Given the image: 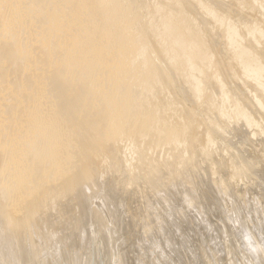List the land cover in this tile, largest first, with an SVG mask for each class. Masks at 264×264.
Returning <instances> with one entry per match:
<instances>
[{"label": "rangeland", "instance_id": "obj_1", "mask_svg": "<svg viewBox=\"0 0 264 264\" xmlns=\"http://www.w3.org/2000/svg\"><path fill=\"white\" fill-rule=\"evenodd\" d=\"M154 1H156V3L158 2L157 4L160 3L159 5H162V3L164 1V3L166 5L172 6V7H176V8L180 7L181 4L183 5V3L186 6V3H188L187 0H184V2H183V0H158V1L154 0ZM154 1L150 0L149 4L152 2L151 3V5H152L154 3ZM202 1L204 2V0H202ZM225 1L227 2V0H224L223 2H222V0H220V2H219V0H209V1L205 0V3L208 2V5L206 4L207 6L214 7V9L209 7V9H211V10L213 9L212 11L215 10V11H217V13L220 12L222 15L224 14V16L227 17L226 20L227 19L232 20V18H235L232 21H228V25H226V29L227 30H228L227 26L230 27L231 29H236V30L238 28V31H241V32H239L240 36L242 35V37H243L246 33H247L246 36H248L249 30L252 29L251 26L253 24L259 23V24H256V25L259 26L260 24H262V26L260 28H261V30H262V32L264 34V31H263L264 30V24H263L264 23V19H263L264 15H262L263 13L260 14V15L258 13L260 11L264 12V9L261 8V6L262 7L264 6V0H258V3L260 2V4H258L257 0H256V2H255L256 5H255V3H253L254 2L253 0L252 1L250 0L252 2V6L249 7V9L247 7V5H249V6L251 5V2L249 0H247V1H249L250 4L246 0H243L244 2L242 0H240V1L234 0L236 3L233 0H231V1L229 0L227 3ZM261 1H262V3H261ZM216 2H218L219 5ZM237 2H241V3L243 2L244 6H242L243 4H241V3L237 4ZM139 3H141L140 0H135L136 6H138ZM222 3L225 4V5H223ZM245 3L247 4L246 6H245ZM194 4H195V2H194ZM227 4H229V8H228ZM192 6L195 7L197 5H192ZM224 6H226V7H224ZM257 6H260V8L262 10H260V9L258 10L259 7H257ZM219 7H221V8H219ZM233 7H235V8H233ZM195 8H194V10L187 8L186 15H187V17H189V19H192L194 17L191 20V21H193L192 24L195 23L193 25L194 28L197 29L198 32H201L202 35L201 34L200 35L202 37L205 36V38H204L205 42L208 40L206 46L211 44L210 45L211 47L208 46L209 48H207L205 46V50L204 51L209 50L207 53H210V54L212 53L211 55L212 56L214 55L215 58L211 56V60L209 62L206 61V62L200 64L201 66H199L198 69H200L202 67L201 68V73H200V70H197L198 73L196 72V75L194 77V82L196 83V81L198 82L199 80H200L199 82H202V83H200L201 85L199 84L200 87H198V89L200 88L199 89L200 91L197 90L199 93H197L196 91H192V90H194L193 88L195 86V85H193L194 84L193 81L192 82L189 81V83H188V81H186V83H185L184 82L185 79H183L181 77V74H178V72H180V71H181L180 73L183 72L181 70V68H183V67H181L180 69H179L180 66L178 68L176 67V69H178V71L176 69H175V71H177V72L173 71L174 73L177 74L176 75L177 78H176V77L173 76L175 74L174 73L172 74V70L174 68L172 69V67H170L168 64H164V67H163L162 64H160L159 67L160 68L162 67L163 71L162 72L159 71V72H161V73H159L158 72L159 69H158L157 70L158 73L156 72V76L158 77V81H159L157 84L160 83L159 84L160 86L158 85V88H157V85H156V87H155V91L157 90L156 94L158 95V99H157V95H156V99L157 100L160 99V100H159V103H158V101H156V102L154 101V103L155 104L157 103L156 106L158 105L159 108H158V106H157V108L160 109L161 106L165 107V105L163 106V104H165L167 99H168L167 104L169 105L168 106V111L169 112L167 113L165 111V113H164L166 117L169 115L168 116L169 118L167 117L168 120H167V118L165 116H163L164 114L161 115V117L163 116L162 119L164 120V124H166V126H167V124L169 122V125H171L174 128L180 127V124H182L183 127L190 128V129L187 128L188 129L187 130L188 133H187V131H185L187 133V135L183 134V136L185 137V139H184L185 142L189 140L188 142H186L187 144L185 142L182 144L181 141L183 140V138H181L182 140H180V142L178 141L179 144L177 143L178 145L177 146L174 145V146L175 147H179L180 148L179 151H181V150L185 151L186 148H184L183 145L185 146V144H186L187 147H191V146L194 147L195 146L196 150L193 147H191L192 150L194 149L193 151L191 150V148H187L189 150L188 151L186 150V154H185V152L183 153L185 155L184 156L179 151H177L178 148H174L173 145H171L172 147H170V145H168V146L166 145L168 147V149L169 148H171L172 150L176 149L177 152L174 151V153H176L175 155H177L179 153L177 155L178 157L182 155L181 157L183 158V156H184L183 159H185V160H181L180 161L179 159H176L177 156H175V158H174V153L172 155L173 158L171 157V155L168 156L170 154L169 152H171V150H168L169 152L167 153L166 152L167 149L164 150L166 148V146H165L166 143L164 142V146H163V144H162L163 140H162V142H160L161 140L160 139L157 140L156 137L154 136L155 143L157 144V146L159 144L158 148L161 147L160 149H162V146L164 147V149H162V150L159 149L161 151V153L160 152H156L157 146H156L155 143L152 142L153 137L150 138L151 136L149 137L147 135V133L140 134V135H143V136H140V135L136 134V135L132 136L133 139L130 138L131 140L135 141V138H136V140H138L140 137L143 138L145 135H147L150 138V140H149V138H145L144 137L145 139L148 140V141L145 140L146 144H145V141L143 140L144 138L143 139L140 138L141 140H143L142 141L143 144H141L142 142L140 140H138V142L135 141L136 142L135 143V142L130 141L129 138L127 139V141H129V142H126V139H124V138L119 139L120 141L117 140L116 142L110 141L112 144L116 143L117 145H118L119 142L122 143V144L119 143V145L120 144L123 145L124 143L128 144V145L134 143V145H135V144L139 143V141H140V146L138 144H137V146L135 145L138 148H136L133 145H130L131 147L129 146L130 148H132V146H133L134 148L138 149V150H135V149L133 150V148H132L131 150L133 152L128 148V145H125V144L123 145V147H125L124 149H123V147L121 148V147H119L117 145H115L116 146L115 147L114 145L110 144V142H109L110 146L107 143L109 147L106 144L103 145L104 141L102 139H98L99 137L97 138L95 133L91 134V133H93L92 131H95V130L98 129V127H100L99 126L100 125V123H99L100 122L99 121L100 117H98V120L96 119L97 116H99V114L97 113L98 115L97 116L95 115L96 118L93 116L95 118V120L92 117L91 120L94 121L93 124L90 123L91 122V120H90L89 123L92 126H90L88 124L85 125V123L82 124L85 121L84 119H86V118L84 116H82L84 118L81 117L82 119L80 120V118L77 115H76L77 117L75 116V113L71 112L72 110H74V106H75L76 109L78 108L77 110H79V107H80L79 105L80 104L78 103L79 102V99L77 97L78 92H77V94H75L74 101H73V98H72L70 100V102H69L70 108L73 107L72 110L71 109H70V111L67 110L68 111L67 112L66 109L69 106H67L68 104H66V101L64 99V96H66L67 93L63 94L62 91L59 93V89H60L59 85H61V84H59L60 81L57 80L58 81L57 82V81H53L52 80V83L50 84V90H49L50 91L49 93L51 95V99H56L54 101H55L56 107L59 108V110L61 108V110H60V112L62 114L61 117L64 115V113H65V115L66 114L70 115V116L72 115L71 116L72 120L70 119L71 123L68 122V124L72 125V122H73L74 125H76V127L79 129L78 130L76 128L77 132L79 131L78 133H80V135L78 136L77 134L75 135V132H76L75 130L76 129L75 128H74L75 130L72 129L73 127H75L74 125H72L73 126L72 128L71 127L67 128V129H70L72 131L73 130L75 131V132L73 131L72 133H70V130H68L69 133L67 134L68 135L67 137L68 138L70 137V140L75 141L74 140V139H76L75 136L76 137L78 136V138H77L78 140L76 139V141H78L79 143L78 142L76 143V141H75V145H77V146L74 145L76 147V149H77L78 147L81 146V142H82V141H80V140H82L81 136L84 137V139H87L88 136H89V139H91V138L93 139L92 136H94V138L96 136L95 140L93 139L92 141H96V144L99 147H100V144L103 142L100 148L99 147L96 148V150L100 149V152H99V150H97L98 151L97 152L95 149H91L92 147L89 148L92 152L91 151H87V150H85L83 148L86 145L88 146L86 141L89 140V139L83 140L85 142H83L82 144L86 143V145H82V147L80 149H82V150L84 149V151H82V155H83V152L84 153H88L89 152V154L91 153L90 155H94L97 152V154H95L94 157L98 156L99 160H96L97 157H95L96 161L94 160L95 161L94 162L93 159L91 160V158L89 160L88 157H91V156H89V154H86L88 156H86L84 154L86 156V158H88L86 160V158L83 157L84 155L82 156L81 153L79 154V151L81 152V150L78 148L79 150L77 149L76 152L79 155V157H76V159H75V156H78V155H76L75 151H73L75 153V155H74V153H72L70 155L71 158L74 157V158H72L73 161H71L72 160L71 158H70V160H67V165H69V166H67L66 163H65V165H66L65 168L66 169H64V171H65L66 174H68L67 176L62 175V177L58 178V180H57L56 177L61 176V175L57 176V175L54 174L56 177H53V175L49 176V174H50L49 172L48 173L46 172L45 175L41 173V177H42V175L45 176V177L47 176L45 179H44V177L41 178L42 180H44V182L48 181V182H53L54 184L53 183L49 184L48 182L47 183L43 182V184H42L41 183L42 180H40L38 178V180L41 181L38 185L46 184L45 186L48 187V184H49V185H51V186L53 185V187H55L54 185L56 184V186H59V187H57V189H56V187L53 188L55 193L52 190V187L46 188V187H44V186L42 187L40 185V187H42V189H44L45 192L47 190H50V188H51L52 192H51V190L49 192H46L49 196L48 195H44L46 193H43L42 192L43 190L41 188H39V189L42 190V191H40L42 193H39V191H38L39 189H38V187H36L38 190L36 191V189H34L35 193H33V191H32L33 194L29 193V195L27 196L28 199L24 200L25 202L22 201L21 198H19V197L16 198L14 196L15 191L14 192L12 191L11 193L13 195L11 196V194H9V196H8L9 199H7V198L5 199L6 201L9 200V202L7 201L8 203L7 202L5 203V200L4 201L2 200V198L4 199V197H1V196H3V195H1V194H3V193H1V191L2 192H4V191L1 190V189H3L4 184L8 180V175H6V174H8V172H6V170L2 171L3 165H4V163L2 161H4L5 158L0 156V158L2 157V159H4V160L0 161L1 162L0 166L2 167L0 169V173L1 172L3 173V174L2 173L0 174V182H1V180H4V181H2V182H4V184L2 182H1L2 185L0 184L1 186H3V187L0 188V193H1L0 194V198H1L0 205H1L2 209L4 208L5 205H6V207H8V206L10 207V208L8 207V209H10V210L6 209V207H5L2 210V211H4V210L5 211L4 212H0L1 213L0 216L2 217V218L0 217V220H1L0 221V227H1L0 228V233H1L0 234L1 235L0 236V258H1L0 259V264L1 263L2 264H14L17 261H18V263H15V264H21V263L24 264V262H25V264L26 263L28 264L29 261H30L29 262V264H30L32 260L36 261L35 264H39L40 261H42V262H40V264H43V262H45L44 264H46V263L47 264H82L85 261V257L87 256L86 255V253H87L86 251H89V247L88 246L90 245V248H91V241L92 242L94 241L93 243H95V242L98 243L97 245L94 244L95 247L98 246V245H99L98 246L99 248L104 247L106 255L108 254L106 257L109 256V260L111 259L110 262H108L109 264H163V263L164 264H230V263L231 264H252V263L253 264L254 263L255 264H261V263L264 264V252H262V254L258 253L260 251H264V240H263V238H264V226H263L264 225V114H263L264 113V110H263L264 109L263 108L264 107V100L262 101V98L264 99V96L260 100L261 95H263L262 92L264 91L262 89L263 85H264V82H263V79H261L262 80V84L260 83L261 80L259 81V84H261L260 86L262 88L258 87V89H257L258 83L253 82L254 83L253 84L252 81H248L246 79L248 82H246V84H245V80H244L245 72L243 71V69H241L239 67H238V70H237V68H236L237 64L236 63L234 64V62L232 60V57H231V55H232L231 53H233L232 49L230 50V48H228L229 49L228 50L226 48V46L229 45V44H227V41H226V38H225L227 35L226 36L224 35V34H226L225 32H227L226 29H225V32H224L225 26H224V28H223V26H222V28H220L216 24L217 25V29L215 30L214 25H213V24H215L214 21L212 22V20L209 18V20H211L209 22L208 17L203 19V17H205V15H204L203 10L201 11V9H199V13L200 14L203 13V14H201L202 17H200L201 15L198 13V10H195ZM197 8H199V7H197ZM224 8L226 10H224ZM254 8L257 9L258 12L255 11ZM245 10H250V11L252 10V11L251 12L250 11L245 12ZM242 11L244 13H246V14H241L240 12H242ZM227 13H229V14H227ZM256 13H258V15ZM197 15L199 17H197ZM259 16H261L262 19H260L261 17H259ZM237 17H238V19H237ZM153 19H154V22H155L156 16H154ZM47 20L45 21L46 23L49 21V20L48 21ZM234 20H236L238 22L236 23ZM233 21L236 24H234ZM251 21H253L254 23L251 22ZM249 22H251L252 25H250ZM232 23L235 26V28H234L233 25L232 26L229 25V24H232ZM243 23H246L247 27L249 26V29L246 28V25H243L244 27L243 28L240 27V30H239V26L240 25L242 26ZM39 24H40V22L38 23V25ZM206 24L208 26H206ZM237 24H238V26L236 27ZM205 26H206V28H204ZM218 28L221 31H223V32H221L223 36L221 35L220 30ZM241 28H242V30H241ZM213 31H215V32H213ZM211 32L213 33L214 37H213ZM210 35H212L213 38ZM246 36H244V37H246ZM242 37H240V39H243V41L245 43L243 42V44H241L242 41L239 40V39H238L239 41L237 40L238 41L237 43H240V41H241V43H240L241 45L250 46L249 47L250 52H251V48L253 49L252 55H254L255 52L257 51L256 53H258L259 55L256 54L255 57L256 58L258 57L257 60L260 61L259 65L262 66L263 65V64H261L262 60H263L262 58H264V56H263L264 55V36L262 37L263 39L261 41H259L258 43L254 44L255 46L252 45L251 43L249 44V42L251 40L250 41H246V39L249 40L247 37H246V39L242 38ZM207 38H209V39H207ZM210 38H212V39H210ZM215 40L217 41V43H216ZM211 41H212V43L214 45L212 43H210ZM225 41H226V43H224ZM222 45H224V46L226 45V46L223 48ZM6 47H7V45L6 46L5 45L1 46L2 50L5 48L4 50L7 51V52L3 51L1 53V56L2 57L6 56V60L5 59L4 60L7 63V61H8V58H7L8 55L7 54H8L9 48L7 50ZM254 47H255V49H254ZM154 48H155V50H154ZM154 48H153V51H155V52H156V50L158 51V49L156 47H154ZM216 48H218V49H216ZM225 48L228 51H225V50L222 51ZM1 49H0V52H1ZM218 51H219V53H218ZM215 52H217V55L214 54ZM224 53H226V54L224 55ZM228 53H229V56L227 55ZM37 54L39 56L37 55V59L34 62H35L36 65H42L44 63L43 62L44 61V57H43V55L41 53H37ZM259 56H260L261 60L259 59ZM40 57H41V60H40ZM217 57H218V59H217ZM219 59H220V61H219ZM223 59H224V61H223ZM229 59L231 60V64H230ZM4 60H1V62H3V64L6 65ZM226 60H228L229 63L228 62L225 63ZM211 61H212V68L213 69L211 68V65H210V69L207 66V65H209L211 63ZM218 61L220 63L217 64ZM221 61H223V63ZM259 61H257V62L259 63ZM17 62L18 61H16L15 63H17ZM41 62H42V64H41ZM11 63L12 62H9L7 65H8V67H10L11 70L13 69L12 70V73H13L15 69L17 70L18 65L16 67L15 63H14V65L11 64ZM1 64L2 63H0V65ZM220 64H222V65H220ZM228 64H230V65H228ZM12 65H13V68H12ZM165 65H166V67H165ZM215 65H216V69H215ZM234 65L236 67H234ZM14 66H15V68H14ZM167 66H169V67H167ZM217 66H219V69H218ZM227 66L229 67L228 70H227ZM263 67H264V65H263ZM43 68H45V67L43 66ZM221 68H223L225 72L223 70H220ZM4 69L7 70L6 74H5V70ZM10 69H9V71H10ZM202 69H204V71H202ZM217 69H218V71H220L219 72L220 74L217 73ZM0 70H1V72L3 70V74H5V76H6L5 77L2 73H0V74H2L4 76V78L1 77L2 80L0 81V82H3L4 79L5 80L8 79L10 77V75H9V77H7V74H9V72H8V68L6 66L4 68V66L1 65L0 66ZM240 70L243 71V73ZM215 71H216L217 75H216ZM229 71H231V72L229 73ZM15 72H18V71H15ZM19 72H21V71L19 70ZM12 73H11V75H12ZM164 73H166V74L164 75ZM234 73H236V74H234ZM241 73H242V77H241ZM45 74H46V77H45ZM45 74H44V77H43L45 80L54 79V78L51 77L52 75L50 73H49L50 75L48 73H45ZM160 74H161V78L159 77ZM183 74H184V72H183ZM232 74L236 75V77L238 76L237 77L238 80L237 79L234 80L235 77ZM13 75H15V74H13ZM169 75H172L171 79H168V78H170ZM213 75H215V78H213L214 77ZM221 75L225 76V78H223ZM229 75H231V76H229ZM20 76H21V74H20ZM20 76L18 77V74H17V76H14V77L11 76L10 78H12V79L10 80V78H9V81L10 82L12 80L14 81V78L16 79V77L18 79H20L21 78ZM22 76H23V74H22ZM31 76H34V75L30 74V77ZM165 76H169V77L166 78ZM226 76H227V78H226ZM23 77L26 78L25 75ZM47 77H48V79H47ZM218 77L220 78L218 80L219 81L218 83H220V81L222 82L223 79L224 80L226 79L225 80L226 83L228 82L227 84L225 83L226 86L223 85L224 82H222V85L224 86L225 89L223 87H221L222 88V89H220L221 92L219 91L218 88L220 86H222V85H220L221 83L217 84V80H216ZM31 78H33V77H31ZM164 78H165V80H164ZM195 78H197L199 80L196 79V81H195ZM18 79L16 80L17 83L22 81L21 79H20V81ZM24 80L25 79H23L22 82H24ZM5 82H7L6 85H8V80H6ZM12 83H9V85L12 84ZM14 83H13V86H14ZM20 83L18 84V86L21 85ZM189 84L190 85L192 84V86H193V88L191 87L192 88L191 90H190V85ZM15 85H16V83H15ZM53 85H54V87H53ZM253 85L256 86V88ZM18 86H15V87L18 88ZM159 87H162V88L159 89ZM165 87H166V89H165ZM52 88H53V90H52ZM161 89H163V90H161ZM252 89H253V91L255 90L254 93L255 92L257 93V94L255 93V97L257 95V98H258V100H260L261 104L257 100L253 101V99H252V101H251V98H253V96H251L252 92H253ZM261 89H262V91H261ZM51 90H52V92H51ZM62 90L65 93V90L64 89H62ZM160 90H161V93L163 91L164 95H161ZM56 91L58 92L59 95H57ZM66 91H68L67 97H69L68 95H69L70 92L67 89H66ZM157 92H159V93H157ZM167 92H169V93H167ZM222 92H223V95L226 94V96H227L226 100H229V103H226L227 110H224V106H223V102H222L223 95H221ZM73 93L74 92L70 93V96ZM75 93H76V91H75ZM25 94L26 93L20 94V95L23 96ZM53 94H55L56 96L54 95V97H53ZM80 94H81V92L79 90V97H80ZM165 95H167L166 96L167 99H166V97L163 98ZM168 95H170L171 97L168 96ZM220 95L222 96L221 98H220ZM230 95L233 96V97H231ZM258 95H260V97H258ZM61 96L63 97V100H62ZM60 97H61V99H60ZM230 97L232 98L231 100H230ZM161 98H162V101H164V99H165V101L162 102V105L160 106ZM171 98H174L175 100L171 99ZM76 99H77V101H78L77 103L79 105L78 104L73 105L74 104L73 102H75ZM135 99L136 98H134V100ZM254 99H256V98H254ZM80 100H81V98H80ZM61 101H62V103H61ZM71 101H73V102L71 103ZM220 102L222 103L221 105H220ZM256 102H257L258 105L256 104ZM175 103H176V105H175ZM177 103H178V105H180V107L182 109L177 106ZM233 103H236V104H233ZM237 103H238V105H240V107H238ZM71 104L73 105L72 107H71ZM136 104H138L137 101H136ZM172 104H174L175 106L172 105ZM232 104L234 106H232ZM219 105H220V107L223 106L222 109L218 107ZM224 105H225V103H224ZM254 105L257 106V107H254ZM261 105H262V107H261ZM171 106H172V108H171ZM236 106L239 109H237ZM5 107H7V105ZM65 107H67V108L64 109V111H65L64 112L62 110V108H65ZM162 107H161V109H162ZM166 107H167V105H166ZM173 107L174 108L176 107L177 110L175 109V111H174ZM233 107L234 108L236 107L235 108V112L233 111ZM49 108L50 107L48 106V108H45V109H49ZM1 109L4 110L3 112L5 113L6 112L5 109H7V108L4 109V108L1 107ZM183 109H184V111L186 109L187 110L185 112H183ZM236 109L238 111H236ZM170 110H173L174 113L171 111V113H173V114H175L176 112H179V113H176V114H179L178 117L181 118V121L178 122V120H180V118H178L175 115V117L178 118V120L176 121L175 119H177V118H175L170 113ZM217 110L218 111L221 110V112L220 111L219 112L222 115L219 114V112ZM224 111L227 113L228 116L225 117V114H224L225 112ZM69 112H71V113H69ZM74 112L78 113V111H74ZM0 113H2L1 110H0ZM166 113H167V115H166ZM180 113L182 115H180ZM191 113L193 115H191ZM212 113H214L215 116H214V114L212 115ZM218 114L220 116H217ZM223 114H224V116H223ZM247 114L250 117L247 116ZM67 115L63 116V117L68 118ZM184 115H185V117H184ZM240 115H241V117H240ZM70 116H69V118H70ZM61 117H60V121H63L64 118L62 117L63 118L62 119ZM72 117L74 118V120H73ZM183 117L187 121L184 120L182 122V120H183L182 118ZM187 117H189V118H187ZM213 117H215L216 120H213V119H215ZM244 117H245V120L247 122H245ZM75 118L78 119L79 121H75ZM225 118H227V119H225ZM251 118H252V120H251ZM169 119H171V120H169ZM188 119H190V121ZM67 120L64 121L66 123L64 125L68 126ZM82 120H84V121L81 122ZM95 121H97V122H95ZM251 121H252V123H251ZM76 122L77 123L79 122L78 126H77ZM188 122H190L192 124L191 127H190V123L188 124ZM80 123L82 124V127H81V125H79ZM94 123L95 124L98 123V124L94 125ZM178 123H180V124H178ZM248 123H250V124H248ZM172 124H174V125H172ZM184 124H185V126H184ZM87 125H88V127H85ZM175 125H177V127H175ZM79 127H81V128H79ZM92 127H93L94 130H91V133H89L87 131V133L89 134L88 136H86L87 135L86 132H85L86 134L82 133V132H84L86 130V128H92ZM197 128H198V131H197ZM81 129H84V130L82 131ZM193 130L194 131L196 130L198 133L196 131L194 132ZM189 133H190L191 136L189 135ZM70 134L73 135L74 137L71 138ZM195 134H197V136ZM83 135H85L86 138ZM90 135H92V136H90ZM138 136H140V137H138ZM191 138H192V140H191ZM193 138L197 139V140L194 139V141H198V145H197V142L193 143L194 142ZM98 140H102V141H99V144H98ZM122 140L124 142H122ZM149 141H151L153 143L152 144L153 145V149L156 146L155 147V151L153 150V152H156L157 155L159 153V155L157 157L158 160L161 161V159H162V161H164V163H165L169 159V157L172 158V160L169 159L170 161L173 162V163L169 162L170 164L172 163L171 165L166 164L168 162H166L165 164L162 162V164L169 165L170 167H172V169L167 170L170 167L169 168L166 167V166L164 167V165H162V164H161L162 165V167H161L162 169L159 168L161 166V165H159L161 163L160 161L157 163L159 165L157 167H156L157 164H155L153 166V164L155 162L154 163L153 162H149V161H152V160L156 159V153L154 155V153L152 154V152H150V150H148L149 147H150L149 149L152 150V147L149 146V144H150ZM130 142H132V143H130ZM147 142H149V143H147ZM159 142L161 143V146H160ZM88 143H91L90 140L88 141ZM93 143L95 144V142H92V144ZM188 143H192V144L188 145ZM92 144H90V146L94 145V144L93 145ZM147 144H148V146H147ZM142 145H146V147L143 146V148H142ZM179 145H182V146H179ZM199 145H201V146H199ZM105 146H107L109 150L107 148H105ZM111 146L112 147L114 146L115 147V148L113 147L114 149H116L117 147L120 148V150H119V148H118V150L116 149L118 151V155L120 154V156H122L121 153H124V151H121V150L127 151L126 152L127 154H128L129 151H131L129 153L131 154L133 159L136 158V156H137L136 154L139 153L137 151H139V148H140L141 152L139 153V155L141 157L139 155L138 156H139V158L141 160H142V156L145 155V154H142V152H143L142 150L146 148L145 150H147V151L144 150L145 151L144 153L147 152V154L145 155L146 160L145 161L142 160L146 164L143 163V162L141 163V160L139 158H138V160H139L138 163L139 164L136 163L137 160H135V161L132 160L131 156H129L130 154L127 155L125 153L122 156V158H124V157L126 158L127 156L128 157H127V159H125V158L122 159V161L126 162L124 164V162H122L120 160L121 159L120 156L117 155L119 157V158H117V156H116L117 153L115 154L116 150L115 151H114V149L112 150ZM103 147L106 149V151H102L101 152ZM199 147L201 148V150H199L200 149ZM74 148H72L71 150H73ZM158 148H157V151H159ZM76 149H74V150H76ZM86 149H88V148L86 147ZM105 149H103V150H105ZM107 150L109 152L112 150L111 151L112 153H110V154H112V155L114 154L112 156L113 158L110 159L111 155L110 154L107 155L108 154ZM163 150L167 153V154L166 153L165 154L168 156V159H167L165 154H163V155L166 158L165 159L163 158L164 157V156H162V153H164V152H162ZM113 151H114V153H113ZM120 151H121V153H119ZM135 151L137 153H134ZM194 151H196V152H194ZM92 153H94V154H92ZM99 153H101L100 156H103L102 159H105L104 158V153L106 154L105 155L106 159L108 158L107 156H110L109 157V161H105L106 159L104 161L100 160L101 157L98 155ZM148 153H150V154H148ZM171 154H172V152H171ZM80 155H81V157H80ZM152 155H153V157H152ZM160 155H161V158H159ZM114 156H116V157H114ZM148 156H150V159L152 157V159L151 160L149 159V161H147L148 160V158H147ZM154 156H155V158H154ZM181 157H179V158L182 159ZM114 158H116V159H114ZM74 159H75L76 163L74 162ZM77 159H78L79 162L76 161ZM112 159H113V163L114 164L111 161ZM129 159H130V161L132 163H130ZM143 159H144V156H143ZM173 159H175L176 162H178V161L182 162L183 166L181 164L180 165L176 164L177 165L176 166L175 165L176 162ZM81 160H83V163L81 162ZM85 160L86 161L89 160V162H91V163L93 161L94 164L93 163L91 164L93 167L90 165L89 162L86 163ZM126 160H128L129 163ZM69 161H70V164H69ZM97 161L98 162L100 161L101 163L99 162L100 163L99 164V163H97ZM146 161L151 163L152 165L150 164V166H149V163L147 165ZM118 162H119V164H118ZM156 162H157V159H156ZM196 163H197V165H196ZM77 164H78V167H77ZM80 164L81 165H83V164L86 165L87 164V166L89 164L91 167L89 166L90 169L89 168L87 169L89 171L84 169V171L82 172V170H83V168L85 166L81 167ZM123 164L124 165L128 164L129 166L127 165L126 169H125V166ZM131 164H134L136 166L135 167V166L132 165L133 167H131V168L133 170L129 169ZM136 164H138L141 167V169H140V167L138 166L139 167V171H137V165ZM184 164H185V166H184ZM95 165H97V166H95ZM118 165H120L119 166L120 169H119ZM174 166L177 167L176 168L177 171L174 168ZM178 166H179V168H181L180 170H178ZM180 166H182V167H180ZM72 167H74L73 169H75L77 167V169L73 170ZM111 167L112 168L114 167V168L112 169ZM145 167H147V168L149 167L150 168V169L148 168L149 171ZM69 168L71 169V171H70ZM79 168L82 169V170L80 171ZM135 168H136V170H135ZM152 168L155 169L154 170L155 176L160 174L159 176H162V180L160 179L161 177H159V176H156V178H152V176H154V174L151 172V171H153ZM124 169H125V171H124ZM142 169H144L145 171L142 170ZM159 169H161V170H159ZM165 169H166V171H165ZM66 170H67V172H66ZM72 170L75 171V172H73ZM76 170H77V172H76ZM96 170H97V172H96ZM146 170L149 173H146L147 172ZM156 170L159 173H157ZM85 171H87V172H85ZM132 171L133 172L137 171L136 175H135V172L133 174ZM141 171H142V173H141ZM168 171L169 172L171 171L170 173L172 175H170V173ZM69 173L70 174L71 173H74V174L76 173V175L72 176V174L70 175ZM88 173H90L91 175L88 174ZM137 173H139V174H137ZM150 173H152V174H150ZM161 173L163 175L164 174L167 175L169 173L168 175L170 177L171 176H173V177L170 180L169 176L168 177L166 175L163 176ZM80 174H81V176H80ZM92 174H93V176H92ZM132 174H133V176H132ZM142 174H145L147 177H151L152 178L151 181L149 180L150 178H148V180L146 181L147 177H145V175H142ZM149 174L151 176H148ZM2 175H4V176H2ZM69 175H70V178H68ZM140 175H142L141 178L145 177V180L143 179L144 181H142L141 178H140V180L138 179V177H140ZM36 176H39V174L38 175L36 174ZM165 176L167 177V179H169V181H164L163 180L164 178L166 180ZM2 177H4V178H2ZM5 177H6V179H5ZM48 177H51V178H49L50 180H46V179H48ZM63 177H65L64 179L68 178V180L64 181ZM132 177L135 178V179H132ZM54 178H56V181H57L58 185H57L56 181H54ZM157 178L160 179L159 181L161 183L163 182L164 184H166V183L167 184L164 185L162 183L161 185H159L160 182H158ZM52 179H53V181H52ZM69 179L70 180L72 179L71 182H70ZM156 179H157V181L155 182ZM61 180H63L64 185H62L63 182ZM77 180H78V182H77ZM60 181L62 182L61 183L62 186L59 184ZM153 181H154V183H153ZM177 181H179V182L182 181V182L179 183ZM37 182L38 181L36 180V183ZM143 182H145V183H143ZM65 183H67L69 185V188L72 187L73 190L69 189L70 192L67 191L68 188L65 189V185H67ZM155 183L156 184L158 183V186L160 188V189L159 188L158 189L161 190V193H160V191H158V193H157L155 191V188H154V191L150 190V186L149 185L151 184L152 186L153 185L156 186ZM181 184H182V186H181ZM162 185H164V186H162ZM66 187H68V186H66ZM147 187H148V189H147ZM64 190H65V192H64ZM148 190H150L151 192L148 191ZM174 190H177V191H175L173 193ZM57 191L58 192L60 191V192L58 193ZM166 192L168 194L164 195ZM68 193H69V195H68ZM91 193H94L95 195L93 197H91V195H92ZM96 193H98V194H96ZM34 194H35V199L37 197H39V199H40L41 196H39V194L40 195L42 194V197H44V199H46V200H44L42 198V199H40L41 201L39 203V199L37 198V200L35 202H33V203H35L34 206H32L33 204L31 203V207H33V208H31L28 205V208H30L31 211L27 210V209L25 210L23 207H25V208L27 207V203L28 202L26 203V201H30L31 202L32 200H35L34 199ZM36 194H38V195H36ZM51 194H54V195H51ZM30 195H32L33 197L30 196ZM13 197L16 200H18L17 204H19V202L21 203V206L26 203L25 204L26 206H22V208L25 211L30 212L28 214L24 213L26 216L28 215V217H30V219L26 220L25 218H23L21 220L19 218H16V220H15L17 222H19L18 220H20L21 222L23 221L24 223L23 222L22 223H20V222L16 223L14 220H12V219H15V218H12V219L10 218L8 220L5 217V216H7V214H11L12 213L11 211H13L11 209V207L13 208L15 203H16V202L13 201V199H12ZM27 197H25V198H27ZM31 197H32V200H31ZM63 198H65V199L62 200ZM164 198L167 201H165ZM172 200H173V202H172ZM1 201L4 203L3 205H2ZM64 201H66V202H64ZM12 202L14 203V205H12L13 204ZM23 202H24V204H23ZM166 202L168 203L169 207L167 206ZM174 202H175V204H174ZM61 203H63V204H61ZM7 204H8V206H7ZM28 204H30V203H28ZM56 204H58V205H56ZM143 204H144V206H141ZM145 205H148L147 206L148 209H147V207ZM163 205H166L168 208H166V206H163ZM47 206L49 208H47ZM139 207H140V209H139ZM142 207L144 209H142ZM137 208H138V210L136 211ZM47 209L49 210V212H48ZM158 209L159 210L161 209V210L159 211ZM192 209L194 210V213H193ZM24 210H23V212H25ZM145 210H147V211H145ZM8 211H9V213H8ZM59 213H60V215H59ZM50 214H51V216H49ZM2 215H4V216H2ZM93 216H95V217H93ZM103 217L105 219H103ZM31 218H32V220H31ZM4 219H6L7 221L4 220ZM41 219L44 220L43 221L44 224L40 223ZM142 219H143V221H141ZM9 221H11V222H9ZM8 222H9V224H8ZM13 222L15 223V225H13V227L17 226V229H16V227H14V228L11 227ZM6 223H7V225H6ZM107 223H108V225H107ZM1 224H2V226H1ZM9 225H10V227H9ZM101 225H102V227H101ZM170 225H172V226L169 227ZM4 226H6V227L4 228ZM86 226H87V228H86ZM18 227L20 229L22 227L24 228V230L22 228V230H23L22 233L24 234L26 232L24 234V237L27 238V239H25L23 237L22 238L23 240H21V236H20L21 233H19V232H21V230L18 229ZM8 228H10V229H8ZM11 228H12V232L10 231ZM48 228H49V230H48ZM5 229H6V231H5ZM96 229H97V231H96ZM47 230H48V232H47ZM108 231H109V233H108ZM2 232H3V235H2ZM15 232H17V233H15ZM88 233H90V234H88ZM4 234H5V236H4ZM26 234H27L28 237L25 236ZM87 235H89V236H87ZM100 235H101V237H100ZM108 236H109V238H108ZM94 237H96L95 240L97 238L98 239L95 241ZM16 238L18 240H16ZM12 239H13V241H12ZM89 239H90V242H89V244H87L88 242H85V240L89 241ZM36 240H37V242H36ZM39 240H43V241L40 242ZM105 241H107V242H105ZM258 242H259V244L263 243L262 245L260 244L261 246H263L262 250H261V247L258 244ZM170 243H173V244H170ZM28 244H29V246H28ZM109 244H110V246H109ZM165 244L166 245L168 244V246L164 247ZM40 245L41 246L43 245V246L41 247ZM106 245L108 246L110 251L108 250ZM170 245H171V247H170ZM39 246L41 248H43L44 250L39 248ZM45 246L48 247V248H46ZM256 246L258 248H256ZM18 247H19V249H18ZM22 247H23V250H21ZM4 248H5V250H4ZM15 249L16 250L18 249V250L16 251ZM25 249H27V252L24 251ZM34 249H36V250H34ZM39 249L41 250V252H40ZM20 250L24 251L25 254H24V252H21ZM13 251H14V253H13ZM30 251L34 252L35 255L31 256V255H33V253L30 252ZM43 251H46V252H43ZM216 252H217V254H216ZM256 252H257V255L255 254ZM4 253L6 255H4ZM37 253L39 254V256H38ZM42 253H43V255H42ZM47 254H49V255H47ZM110 254H111V256H110ZM14 255H16V256H14ZM23 255L24 256H26V255L28 256L29 255V256H28V258L26 256V258L23 259L24 258ZM230 255H231V258H230ZM254 255H256V256H254ZM22 256H23V258H22ZM43 256H45L46 258L43 257ZM111 257L113 258V260H112ZM47 258H48V260H47ZM3 259L6 262H3L4 261ZM82 259H83V261H82ZM258 259L260 261L262 259L261 263H258V262H260ZM20 260H22V261H20ZM257 260H258V262H257ZM34 261H32L33 262L32 264H34ZM251 261H253V262L251 263Z\"/></svg>", "mask_w": 264, "mask_h": 264}, {"label": "bare ground", "instance_id": "obj_2", "mask_svg": "<svg viewBox=\"0 0 264 264\" xmlns=\"http://www.w3.org/2000/svg\"><path fill=\"white\" fill-rule=\"evenodd\" d=\"M141 1V3H139V5L138 6H136V4H135V0H0V49H1V46H3V45H7V50H8V48H9V50H8V61H7V63L5 62V60H6V56H4V57H2L1 56V53L3 52V51H5L4 49L2 50L1 49V52H0V63H2L1 65H3L4 66V68H5V66L8 68V72H9V74H7V77H9V75H10V77L12 76V77H14V76H17V74H18V77L20 76V74H21V80L23 81V79H25L24 80V82H22V81H20V79H18L17 77H16V79L14 78V81L12 80L11 82L9 81V78L8 79H6V80H8V85H6V83L7 82H5L6 80L4 79V81L3 82H0V110L2 111V113H0V156H2L3 158H5V160L4 159H2V157L0 158V161L1 160H4V161H2L3 163H4V165H3V169H2V171H4V170H6V172H8V174H6V175H8V180H7V182L4 184V182H2V181H4V180H1V182L4 184V187L3 186H1L2 185V183L0 182V188L1 187H3V189H1V190H3L4 192H2L1 191V193H3V194H1V195H3V196H1V197H4V199L2 198V200L4 201L6 198L7 199H9L8 198V196H9V194H11V196L13 195L11 192L13 191H15V194H14V196L16 197V198H21V200L22 201H24L25 199H28V195H29V193H31V194H33V193H35V191H34V189H36V191L39 189V188H41L42 189V187L44 186V187H46V188H48V187H52V190H53V188H55L56 187V189H57V187H59V186H56V184L54 185L55 187H53V185L51 186V185H49V184H52L53 182H48L49 184H48V187L47 186H45L46 184H44V185H41L42 187H40V185H38L41 181H39L38 180V178L40 179V180H42L41 178H43L44 177V179L47 177H45V176H43L42 175V177H41V173L42 174H46V172L48 173H50L49 174V176H52L53 175V177H56L55 175H61V176H58V177H56L57 178V180H58V178H61L62 177V175H64V176H67L68 174H66L65 173V171H64V169H66L65 167H66V165H67V160H70V155L72 154V153H74L73 151H75V153H76V155H78L77 154V149L79 148H81L82 147V145H86V143L85 144H82L83 142H85V141H83V140H87V139H89V134L87 133V131L89 132V133H91V130H94L93 129V127L92 128H86V130L84 131V132H82L83 134L86 132L87 133V135L86 136H88L87 137V139H84V137H82L81 136V139L82 140H80V141H82L81 142V146L80 147H78L77 149H76V147L75 146H77V145H75V141H76V139L78 138V136L80 135V133H78L77 132V127H76V125H74V123L72 122V125H74L75 127H73L71 124V126L68 124V122H70L71 123V121H70V119H71V116L70 115H67V117L68 118H65V117H63V116H66L65 115V113H64V115L61 117V112H60V110H61V108H60V110H59V108H57L56 107V104H55V101L54 100H56V99H51V95H50V84L52 83V80L53 81H60V83L59 84H61V85H59V93L62 91V93L63 94H68V91H66V89L67 90H69V92L70 93H72V92H74L73 94H71V96H70V93H69V97H67V94H66V96H64V99H65V101H66V104H68L67 106H69L68 108L67 107H65V108H62V110L64 111V109H66V111L67 110H69L70 111V109L72 110V106L73 105H75V104H78L80 107H79V110H77L76 108H75V106H74V110H72L71 112L72 113H75V116L77 115L79 118H80V120L82 119V118H86V119H84V120H82L81 122H83L82 124H84L85 123V125L86 124H88V125H90V126H92L90 123H92L93 124V122L94 121H92L91 119H92V117L94 116L95 117V115L97 116L98 114H99V116H97V120H98V117H100V119H99V123H100V127H98V129L97 130H95V131H92L93 133H91V134H94L95 133V135L97 136V138L98 139H102L103 141H104V144L103 145H107L108 146V144H109V142L110 141H113V142H116L117 140H119V139H122V138H124V139H126V142H129V141H127V139L129 138H131V139H133L132 138V136H134V135H136V134H138V135H140V134H144V133H147V135L150 137V138H152L153 137V139H152V142L153 143H155V139H154V136L156 137V139L158 140V139H160L159 141L160 142H162V140H163V146H164V142L166 143L165 144V146L167 145H170V147H172L171 145H173V147L174 148H178L177 149V151H179L180 150V148L179 147H175L174 145H178L179 143H178V141L180 142V140H182L181 138H183V140L185 139V137L183 136V134L184 135H187V133H188V129H190V128H188V127H183V125L182 124H180V123H178V124H180V127H178V128H174V127H172L171 125H169V122H168V124H167V126H166V124H164V120L162 119L163 118V116H165V111L168 113L169 111H168V104H167V101H168V99H167V95H165L163 98H165L166 97V99H167V101H166V103L165 104H163V106L165 105V107H162L161 105H162V102H164L165 101V99H164V101H162V98H161V103H160V106L162 107V109H161V107H160V109H158L159 108V106H158V108H157V106H156V104L154 103V101L156 102V101H158V103H159V100H157L158 99V95L156 94V91H155V87H156V85H157V88H158V85L160 84H157L159 81H158V77L156 76V72H157V70H158V72L159 71H163L162 69V67L160 68L159 66H160V64H162L163 65V67H164V64H168L170 67H172V74L174 73V72H177L178 71V69H176V67L178 68L179 66V69L181 68V67H183V68H181V70L184 72V74H183V72L182 73H180V72H178V74H181V77L183 78V79H185V83H186V81H188V83H189V81L190 82H192L193 81V85H195L194 86V88H193V86H192V84L190 85V90L193 88L194 90H192V91H196L197 93H199L197 90H199L198 89V87H200V83H202V82H199L200 80L199 79H197V78H195V81H196V79L197 80H199L198 82L196 81V83L194 82V77H195V75H196V72H197V70H200V73H201V68L200 69H198L199 68V66H201L200 64H202V63H204V62H206V61H210L211 60V54L210 53H207L209 50H207V51H204L205 50V46H206V44H207V39H209V38H207L206 40V42H205V40H204V38H205V36L204 37H202L201 35V32H198V30L197 29H195L194 28V24H192L193 23V21H191L192 19H189V17H187V15H186V12H187V8L188 9H193L194 10V8H195V10H198V13H199V9H201V11L203 10V12H204V15H205V17H203V19L204 18H207L208 17V20H209V18L212 20V22L214 21V23L215 24H213L214 25V28H215V30L217 29V25L220 27V28H222V26H223V28H224V26H225V28H224V32H225V29H226V25H228V21H232L233 19H235V18H232V20H229V19H227L226 20V18L227 17H225L224 16V14L222 15L220 12V14L219 13H217V11H212L213 9H214V7H212V6H207L208 5V2L207 3H205V0H204V2L202 1V0H187V2L188 3H186V6L184 5V3H183V5L181 4L180 5V7H178V8H176V7H172V6H168V5H166L165 3H164V1H163V3H162V5H159V4H157L156 3V1H154V3L151 5V3L149 4V2H150V0H140ZM158 1V0H157ZM203 3H202V2ZM209 1V0H208ZM224 0H222V2H223ZM229 0H227V2H228ZM231 1V0H230ZM234 1V0H233ZM237 1H240V0H237ZM243 1V0H242ZM247 1V0H246ZM245 1V2H246ZM250 1V0H249ZM247 1L249 4H250V2L252 1ZM254 2L253 3H255L256 2V0H253ZM160 2V1H159ZM183 2H184V0H183ZM194 2H195V4H194ZM219 2H220V0H219ZM226 2V1H225ZM226 2V3H227ZM235 2V1H234ZM244 2V1H243ZM243 2L241 3V2H237V4L239 3H241V4H243ZM211 3V2H210ZM214 3V2H213ZM218 5H219V3L218 2H216ZM236 3V2H235ZM234 3V4H235ZM257 3H258V0H257ZM261 3H262V1H261ZM207 4V5H206ZM223 4V3H222ZM258 4H260V2L258 3ZM257 4V5H258ZM192 5H197V6H195V7H193ZM223 5H225V4H223ZM247 4L245 3V6H246ZM255 5H256V3H255ZM262 5V4H261ZM260 5V6H261ZM185 6V7H184ZM214 6V5H213ZM227 6H228V8H229V4H227ZM232 6V5H231ZM230 6V7H231ZM242 6H244V4L242 5ZM241 6V7H242ZM252 6V2H251V5L249 6V5H247V7H248V9H249V7H251ZM254 6V5H253ZM260 6H257V7H259L258 8V10L260 9V10H262V9H264V6L262 7L261 6V8H260ZM193 7V8H192ZM197 7H199V8H197ZM209 7H211V8H213L212 10L211 9H209ZM216 7V6H215ZM224 7H226V6H224ZM236 7V6H235ZM235 7H233V8H235ZM240 7V6H239ZM246 7V8H247ZM219 8H221V7H219ZM239 9V8H238ZM242 9V8H241ZM244 9V8H243ZM252 9V8H251ZM255 9V8H254ZM253 9V10H254ZM224 10H226L225 8H224ZM237 10V9H236ZM235 10V11H236ZM258 10L257 9H255V11H257L258 12ZM189 11V10H188ZM240 11V10H239ZM247 11H250V10H245V12H247ZM252 11V10H251ZM250 11V12H251ZM190 12V11H189ZM228 12V11H227ZM243 12V11H242ZM242 12H240L241 14H246V13H242ZM261 12V13H260ZM260 12H258L259 13V15L260 14H262V15H264V12H262V11H260ZM239 13V12H238ZM258 13H256L257 15H258ZM188 14V13H187ZM200 14V13H199ZM198 14V15H199ZM201 14H203V13H201ZM200 14V15H201ZM227 14H229V13H227ZM226 14V15H227ZM240 14V15H241ZM189 15V14H188ZM197 15V17H199ZM203 15V16H204ZM234 15V14H233ZM252 15V14H251ZM154 16H156V19H155V22H154ZM193 16V15H192ZM191 16V17H192ZM256 16V15H255ZM200 17H202V15L200 16ZM259 17H261V16H259ZM264 17V16H263ZM49 21H48V20ZM201 19V18H200ZM237 19H238V17H237ZM236 19V20H237ZM260 19H262V17L260 18ZM264 19V18H263ZM48 21L47 23L45 22V21ZM202 20V19H201ZM207 20V21H208ZM211 20H209V22L211 21ZM236 20H234L236 23L238 22V21H236ZM256 20V19H255ZM254 20V21H255ZM195 21V20H194ZM233 21V22H234ZM262 21V20H261ZM40 22V24L38 25V23ZM211 22V23H212ZM234 22V24H236ZM240 22V21H239ZM248 22V21H247ZM251 22H253V21H251ZM251 22H249L250 23V25H252V23ZM257 22V21H256ZM260 22V21H259ZM263 22V21H262ZM230 23V22H229ZM254 23V22H253ZM208 24V23H207ZM206 24V26H208ZM217 24V25H216ZM256 24H259V23H256ZM256 24H253L251 27H252V29L251 30H249V32H248V36H246V34L244 35V36H246L249 40H247L246 39V37H242V35L240 36V33L239 32H241V31H238V28H237V30L236 29H231L230 27H228L227 26V28H228V30H227V32H225L226 34H224L226 37V41H227V44H229V45H225L226 46V48L228 49V48H230V50L232 49V52L233 53H231L232 55H231V57H232V60H233V62H234V64L236 63L237 64V67L234 65V67H236L237 68V70H238V67L239 68H241V69H243V71L245 72V78H244V80H245V84H246V82H248V81H252V83L253 82H255V83H258V86H257V89H258V87L259 88H262L260 85L262 84V80L261 79H263V82H264V67H263V65H264V58H262L263 60H262V63L261 64H263L262 66L261 65H259L260 64V61L259 60H257V58L255 57L256 56V54H258V53H256L255 52V54L254 55H252V53H253V49L251 48V52H250V49H249V47L250 46H244V45H241V44H243V39H240V37H242V38H245L246 39V41H250L249 42V44L251 43L252 45H254V44H256V43H258L259 41H261L263 38V36H264V34H263V32H262V30H261V26H262V24H260L259 26L258 25H256ZM264 24V23H263ZM216 25V26H215ZM230 26H232L233 25V23L232 24H229ZM240 25V24H239ZM243 25H246V23H243L242 24V26L240 25L239 26V30H240V27H244ZM206 26L204 27V28H206ZM234 26V25H233ZM238 26V24L236 25V27ZM233 28V27H232ZM234 28H235V26H234ZM242 28H241V30H242ZM246 28H248L249 29V26L247 27V25H246ZM263 28V27H262ZM219 29V28H218ZM220 30V29H219ZM218 30V31H219ZM23 31V32H22ZM200 31V30H199ZM264 31V30H263ZM213 32H215V31H213ZM221 32H223V31H221L220 30V33ZM244 32V31H243ZM242 32V33H243ZM212 33V32H211ZM219 33V34H220ZM201 34V35H200ZM212 35H213V33H212ZM212 35H210L211 37H212ZM216 35V34H215ZM221 35H222V33H221ZM220 35V36H221ZM209 36V35H208ZM207 36V37H208ZM223 36V35H222ZM213 37H214V35H213ZM212 37V38H213ZM212 38H210V39H212ZM216 38V37H215ZM218 38V37H217ZM224 39V38H223ZM241 40L242 41V43H241V41H240V43H237L239 40ZM214 40V39H213ZM219 40V39H218ZM225 40V39H224ZM238 40V41H237ZM21 41V42H20ZM216 41V40H215ZM226 41L224 42V43H226ZM210 43H212V41L210 42ZM216 43H217V41H216ZM245 43V42H244ZM213 44V43H212ZM221 44V43H220ZM247 44V43H246ZM211 45V44H210ZM210 45H207L206 47L207 48H209V47H211ZM214 45V44H213ZM258 45V44H257ZM256 45V46H257ZM209 46V47H208ZM223 46V48L225 47L224 45H222ZM255 46V45H254ZM154 47H156L157 49H158V51L156 50V52L155 51H153V48ZM213 47V46H212ZM3 48V47H2ZM226 48L225 49H223L222 51H228V50H226ZM213 49V48H212ZM211 49V50H212ZM216 49H218V48H216ZM215 49V50H216ZM254 49H255V47H254ZM154 50H155V48H154ZM210 50V51H211ZM220 50V49H219ZM214 51V50H213ZM5 52H7V51H5ZM4 52V53H5ZM230 52V51H229ZM37 53H41L42 55H43V57H44V63L42 64V62H41V64L42 65H36L35 64V60L37 59ZM218 53H219V51H218ZM214 54H216L217 55V52H215ZM223 54V53H222ZM226 53H224V55H225ZM261 54V53H260ZM3 55V54H2ZM228 56H229V53L227 54ZM259 55V54H258ZM39 56V55H38ZM220 56V55H219ZM264 56V55H263ZM262 56V57H263ZM212 57H214V55L212 56ZM224 57V56H223ZM3 58V59H2ZM215 58V57H214ZM5 59V60H4ZM217 59H218V57H217ZM259 59L261 60V58H260V56H259ZM1 60H4V62L6 63V65H4L3 64V62H1ZM40 60H41V57H40ZM16 61H18L17 63H15ZM214 61V60H213ZM219 61H220V59H219ZM217 62V64L218 63H220V62ZM223 61H224V59H223ZM223 61H221L222 63H223ZM229 61H230V64H231V60L229 59ZM257 61H259V63L257 62ZM9 62H12L11 64H13L14 65V63H15V65H16V67H17V65H18V68H17V70L15 69L14 70V72L12 73V70L10 69V67H8V63ZM162 62V63H161ZM226 62H228V60H226L225 61V63ZM229 63V62H228ZM209 64V63H208ZM215 64V63H214ZM230 64H228V65H230ZM233 64V63H232ZM0 65V66H1ZM10 65V64H9ZM13 65H12V68H13ZM207 65V64H206ZM210 65H211V68H212V61H211V63L209 64V65H207L208 67H209V69H210ZM220 65H222V64H220ZM11 66V65H10ZM43 66L45 67V68H43ZM169 66H167V67H169ZM225 66V65H224ZM232 66V65H231ZM165 67H166V65H165ZM207 67V68H208ZM218 67V69H219V66H217ZM233 67V68H234ZM3 68V67H2ZM14 68H15V66H14ZM9 69H10V71H9ZM168 69V68H167ZM175 69L177 70V71H175ZM208 69V70H209ZM213 69V68H212ZM215 69H216V65H215ZM218 69H217V73H219L220 71H218ZM229 69V67L227 66V70ZM5 70V69H4ZM19 70L21 71V72H19ZM170 70V69H169ZM220 70H223L224 71V69L223 68H221ZM231 70V69H230ZM6 71L7 70H5V74H6ZM15 71H18V72H15ZM174 71V72H173ZM202 71H204V69H202ZM241 71V70H240ZM243 71H241L242 73H243ZM157 72V73H158ZM161 72H159V73H161ZM166 72V71H165ZM225 72V71H224ZM231 71H229V73H230ZM0 73H2L3 74V70H2V72H1V70H0ZM11 73H12V75H11ZM45 73H50L52 76V78H54V79H48V77H47V79L48 80H45L43 77H44V74ZM198 73V72H197ZM215 73H216V71H215ZM217 73H216V75H217ZM223 73V72H222ZM242 73H241V77H242ZM0 74V81L2 80L1 79V77H3L4 78V76H5V74ZM13 74H15V75H13ZM22 74H23V76L25 75L26 76V78L25 77H23L22 76ZM30 74H32V75H34V76H31V77H33V78H31L30 77ZM49 74V75H50ZM166 73H164V75H165ZM175 75H173L174 77H176V73H174ZM183 74V75H182ZM214 74V73H213ZM220 74V73H219ZM224 74V73H223ZM234 74H236V73H234ZM234 74H232V75H234ZM238 74V73H237ZM2 75V76H1ZM159 75V74H158ZM225 75V74H224ZM227 75V74H226ZM247 75V76H246ZM170 76V78H168V79H171V76L172 75H169ZM169 76H165L166 78L167 77H169ZM198 76V75H197ZM214 77L213 78H215V75H213ZM223 78H225V76H223V75H221ZM229 76H231V75H229ZM6 77V76H5ZM45 77H46V74H45ZM160 78H161V74H160V76H159ZM163 77V76H162ZM173 77V78H174ZM217 77V76H216ZM234 77H235V79L234 80H236L237 79V77H236V75H234ZM262 77V78H261ZM177 78V77H176ZM222 78V79H223ZM226 78H227V76H226ZM12 78H10V80H11ZM19 80L18 82L21 84V85H19L18 86V84L19 83H17V81L16 80ZM175 79V78H174ZM220 78L218 77L216 80H217V84H220V85H222V82H224L223 83V85H225V80L223 79V81L221 82L220 81V83H218ZM231 79V78H230ZM248 81H247V80ZM163 80V79H162ZM164 80H165V78H164ZM167 80V79H166ZM228 80V79H227ZM238 80V79H237ZM261 80V84H259V81ZM57 81V82H58ZM5 82V83H4ZM15 82L16 83V85H15V83H14V86H13V83ZM9 83H12V84H10L9 85ZM56 83V82H55ZM162 83V82H161ZM167 83V82H166ZM165 83V84H166ZM228 83V82H227ZM226 83V84H227ZM200 84V85H199ZM254 84V83H253ZM12 85V86H11ZM55 85V84H54ZM54 85H53V87H54ZM167 85V84H166ZM165 85V86H166ZM220 86L218 89H219V91H220V89H222L221 87H223L224 88V86ZM15 86H18V88L17 87H15ZM160 86V85H159ZM226 86V85H225ZM254 86V85H253ZM20 87V88H19ZM192 87V88H191ZM255 88H256V86H254ZM78 88V89H77ZM156 88V89H157ZM160 88H162V87H159V89ZM62 89H64L65 90V93L63 92V90ZM165 89H166V87H165ZM225 89V88H224ZM223 89V90H224ZM263 90H264V85H263V88H262ZM262 89H261V91H262ZM52 90H53V88H52ZM52 90H51V92H52ZM79 90H80V92H81V94H80V97H79ZM161 90H163V89H161ZM161 90H160V93H161ZM75 91H76V93H75ZM200 91V90H199ZM218 91V92H219ZM252 91H253V89H252ZM255 91V90H254ZM254 91L252 92V95L251 96H253V98H251V101H252V99H253V101L254 100H257L259 103H260V100H261V98L264 96V91L262 92V94L263 95H261V97H260V95H258V97H260V100H258V98H257V95H256V97H255V93H254ZM23 92V93H22ZM57 92V91H56ZM77 92H78V95H77V97H78V99H79V102L77 101V99H76V101L75 102H73L74 101V98H75V94H77ZM221 92V91H220ZM24 94V93H26L25 95H20V94ZM157 93H159V92H157ZM162 93H163V91H162ZM161 93V95H164V93L162 94ZM167 93H169V92H167ZM261 93V92H260ZM220 94V93H219ZM228 94V93H227ZM231 94V93H230ZM254 94V95H253ZM257 94V93H256ZM50 95V96H49ZM54 95L55 94H53V97H54ZM57 95H59L58 94V92H57ZM74 97H73V96ZM82 95V96H81ZM156 95H157V99H156ZM160 95V94H159ZM172 95V94H171ZM196 95V94H195ZM221 95H223V92H222V94ZM220 95V98L222 97ZM229 95V94H228ZM232 95V94H231ZM230 95V96H231ZM56 96V95H55ZM168 96H170V95H168ZM50 99H49V98ZM58 97V96H57ZM62 97V96H61ZM61 97H60V99H61ZM67 97V98H66ZM171 97V96H170ZM229 97V96H228ZM231 97H233V96H231ZM230 97V100L232 99ZM59 98V97H58ZM73 98V101H71V103L73 102L74 104L72 105L71 104V107L72 108H70V105H69V102H70V100ZM80 98H81V100H80ZM134 98H136L135 100H134ZM160 98V97H159ZM254 98H256V99H254ZM171 99H174V98H171ZM227 99V96H226V94H224L223 95V99H222V102H223V106H224V110H227V107H226V103H229V100H226ZM62 100H63V97H62ZM68 100V101H67ZM170 100V99H169ZM175 100V99H174ZM173 100V101H174ZM226 102H225V101ZM264 99L262 98V101H263ZM136 101H137V103L138 104H136ZM228 101V102H227ZM249 101V100H248ZM261 101V102H262ZM78 102V103H77ZM175 102V101H174ZM178 102V101H177ZM57 103V102H56ZM60 103V102H59ZM61 103H62V101H61ZM65 103V102H64ZM171 103V102H170ZM173 103V102H172ZM224 103H225V105H224ZM253 103V102H252ZM255 103V102H254ZM222 103L220 102V105H221ZM233 104H236V103H233ZM232 104V106H234ZM256 104H257V102H256ZM255 104V105H256ZM261 104V103H260ZM7 105V107H5ZM51 105V106H50ZM137 105V106H136ZM166 105H167V107H166ZM172 105H174V104H172ZM175 105H176V103H175ZM174 105V106H175ZM220 105L218 106L219 108H221L222 109V107L223 106H221L220 107ZM237 105H238V103H237ZM254 105V107H257V106H255ZM258 105V104H257ZM48 106L51 108H49V109H45V108H48ZM54 106V107H53ZM82 106V107H81ZM177 106L178 107H180V105H178V103H177ZM176 106V107H177ZM1 107L2 108H7V109H5V113L3 112L4 110H2L1 109ZM53 107V108H52ZM61 107V106H60ZM176 107L174 108V111H175V109H176ZM177 107V108H178ZM237 107V106H236ZM235 107V108H236ZM238 107H240V105H238ZM237 107V109H239ZM261 107H262V105H261ZM82 108V109H81ZM170 108V107H169ZM171 108H172V106H171ZM181 108V107H180ZM226 108V109H225ZM235 108L233 107V111L235 112ZM264 108V107H263ZM182 109V108H181ZM180 109V110H181ZM236 109V111H238ZM177 110V109H176ZM187 110V109H186ZM185 110V111H186ZM264 110V109H263ZM62 111V112H63ZM74 111H78V113L77 112H74ZM171 111L173 112V110H170V113H171ZM182 111V110H181ZM184 111V109H183V112H185ZM218 111V110H217ZM220 112H221V110H219ZM218 111V112H219ZM65 112V111H64ZM68 112V111H67ZM66 112V113H67ZM71 112H69V113H71ZM96 112V113H95ZM219 112V114H221ZM225 112V111H224ZM82 115H81V114ZM98 113V114H97ZM167 113H166V115H167ZM174 113V112H173ZM173 113H171L174 117H175V115L178 117V115L179 114H176V113H179V112H176L175 114H173ZM243 113V112H242ZM246 113V112H245ZM162 114H164L162 117H161V115ZM187 114V113H186ZM214 113H212V115H213ZM217 115V116H220V115ZM225 114V117L226 116H228L227 115V113L225 112L224 113ZM224 114H223V116H224ZM264 114V113H263ZM81 115V116H80ZM180 115H182L181 113H180ZM191 115H193L192 113H191ZM222 115V114H221ZM242 115V114H241ZM241 115H240V117H241ZM246 115V114H245ZM69 116H70V118H69ZM74 116V115H73ZM74 116V117H75ZM76 116V117H77ZM82 116H84V117H82ZM87 116V117H86ZM169 116V115H168ZM167 116V117H168ZM187 116V115H186ZM189 116V115H188ZM214 116H215V114H214ZM247 116H249L248 114H247ZM60 117L63 119V121H60ZM82 117V118H81ZM93 117V118H94ZM166 117V116H165ZM166 117V118H167ZM171 117V116H170ZM173 117V118H174ZM177 117H175V118H177ZM184 117H185V115H184ZM184 117L182 118L183 120H182V122L185 120L184 119ZM250 117V116H249ZM73 118V117H72ZM88 118V119H87ZM95 118H94V120H95ZM165 118V119H166ZM169 118V117H168ZM168 118H167V120H168ZM178 118H180V117H178ZM178 118L177 119H175L176 121L178 120ZM187 118H189V117H187ZM211 118V117H210ZM213 118H215V117H213ZM212 118V119H213ZM61 119V120H62ZM69 121H68V120ZM172 119V118H171ZM171 119H169V120H171ZM191 119V118H190ZM190 119H188L189 121H190ZM218 119V118H217ZM221 119V118H220ZM225 119H227V118H225ZM67 120V124H68V126L67 125H64V124H66L64 121H66ZM72 120V119H71ZM73 120H74V118H73ZM90 120H91V122H90ZM192 120V119H191ZM208 120V119H207ZM213 120H216V118L215 119H213ZM244 120H245V117H244ZM250 120V119H249ZM248 120V121H249ZM251 120H252V118H251ZM75 121H79L78 119H76L75 118ZM179 121H181V118H180V120H178V122ZM185 121H187V120H185ZM193 121V120H192ZM191 121V122H192ZM62 122V123H61ZM90 122V123H89ZM95 122H97V121H95ZM166 122V123H167ZM172 122V121H171ZM170 122V123H171ZM245 122H247L246 120H245ZM77 123V122H76ZM79 123V122H78ZM78 123H77V126H78ZM173 123V122H172ZM175 123V122H174ZM190 122H188V124H189ZM193 123V122H192ZM251 123H252V121H251ZM82 124L80 123L79 125H81V127H82ZM98 124V123H97ZM97 124H95L94 123V125H97ZM248 124H250V123H248ZM88 125L87 126H85V127H88ZM172 125H174V124H172ZM187 125V124H186ZM191 123H190V127H191ZM89 126V127H90ZM179 126V125H178ZM184 126H185V124H184ZM257 126V125H256ZM72 128V129H74L73 131L75 132V135L77 134L78 136L76 137L75 136V138L76 139H74L75 141H73V140H70V137L68 138L67 136V134L69 133V131L68 130H70V129H67V128ZM81 127H79V128H81ZM84 127V128H85ZM96 127V126H95ZM175 127H177V125H175ZM193 127V126H192ZM188 128V129H187ZM90 131H89V130ZM96 129V128H95ZM79 130V129H78ZM82 131L84 130V129H81ZM72 130H70V133H72L73 132ZM185 131H187V133L185 132ZM194 131V130H193ZM196 131V130H195ZM194 131V132H195ZM197 131H198V128H197ZM196 131V132H197ZM81 132V131H80ZM186 134H185V133ZM191 132V131H190ZM81 133V134H82ZM85 133V134H86ZM198 133V132H197ZM74 134V133H73ZM192 134V133H191ZM71 135V134H70ZM147 135H145L144 137L145 138H149ZM189 135H190V133H189ZM196 136H197V134H195ZM83 136H85V135H83ZM86 136H85V138H86ZM90 136H92V135H90ZM96 136H95V138H96ZM140 136H143V135H140ZM140 136H138V137H140ZM191 136V135H190ZM72 137H74L73 135H71V138ZM93 137V139L95 140V138H94V136H92ZM137 137V136H136ZM143 137V138H144ZM188 137V136H187ZM141 138V137H140ZM138 139V140H140L141 142L144 140H147V139H143V138H141V139H143V140H141V139ZM150 138H149V140H150ZM92 138L91 139H89L90 140V142L91 143H88V141L89 140H87L86 142H87V144H88V146L86 145L85 147H83L85 150H87V151H91L89 148H91V149H95L96 150V148H98L99 146L96 144V141H92L93 140ZM130 139V141H132V142H135V141H137L138 142V140H136V138H135V141H133V140H131ZM194 139L195 138H193V141H194ZM78 140V139H77ZM102 140H98V144H99V141H102ZM154 140V141H153ZM156 140V141H157ZM182 140V141H183ZM188 140V139H187ZM191 140H192V138H191ZM195 140H197V139H195ZM4 141V142H3ZM120 141V140H119ZM140 141H139V143H137L139 146H140ZM148 141V140H147ZM181 141V143L183 144L184 142H185V140L182 142ZM189 141V140H188ZM188 141H186V142H188ZM74 142V143H73ZM78 141H76V143H77ZM92 142H95V144L97 145H95L94 143V145L92 144ZM122 142H124L123 140H122ZM132 142H130V143H132ZM150 142V144H149V146H151L152 147V150L151 149H149L148 148V150H150V152H152V154L154 153V155H155V153L156 152H160L161 153V151L160 150H162V149H164V147L162 146V149H160V148H158V146H159V144H158V146H157V144H156V146H157V148H158V150L159 151H157V148H156V152H153V150L155 151V147H154V149H153V143L151 142V141H149ZM149 142H147V143H149ZM159 142V143H160ZM185 142V143H186ZM191 142V141H190ZM195 142H197V145H198V141H194L193 143H195ZM79 143V142H78ZM103 143V142H102ZM102 143L100 144V147H101V145H102ZM108 143V144H107ZM118 143V142H117ZM119 143H121V142H119ZM119 143H118V145L115 143V144H112L111 142H110V144H112V145H117V146H119V147H123V145L125 144H123V145H119ZM129 143V144H130ZM136 143V142H135ZM178 143V144H177ZM90 144H92L93 146H90ZM110 144H109V146H110ZM137 144H135L136 146H137ZM141 144H143V142L141 143ZM145 144H146V141H145ZM187 144V143H186ZM186 144H185V146H186ZM191 145L192 143H188V145ZM75 145V146H74ZM80 145V144H79ZM125 145H128V144H125ZM130 145H133V146H135L134 145V143L133 144H130ZM130 145H128V148L131 150L132 148H133V150L135 149V150H138V149H136V148H138V147H136V148H134L133 146H132V148H130L131 146ZM75 148H74V147ZM90 146V147H89ZM107 146H105V148H107L108 149V147ZM113 146V147H114ZM130 146V147H129ZM143 146L144 147H146V145H142V148H143ZM147 146H148V144H147ZM160 146H161V143H160ZM166 146V148L164 149V150H166V152L168 153L169 151L168 150H171V152H172V154H171V152H169L170 154L168 155V156H170L171 155V157H172V155H173V153H174V151H176V149H171V148H169L168 149V147ZM179 146H182V145H179ZM184 145H183V147L184 148H186L185 149V151H183V150H181V151H179L182 155H184L183 153L185 152V154H186V150L188 151L189 149H187V148H191V147H193V146H191V147H185ZM199 146H201V145H199ZM86 147L89 149H86ZM99 147V148H100ZM112 147V146H111ZM112 147V150L116 147H114L113 148ZM119 147H117L116 149L118 150V148ZM198 147V146H197ZM72 148H74V149H76V150H71ZM104 147H103V149H105ZM125 147H123V149H124ZM127 148V147H126ZM127 148V149H128ZM182 148V147H181ZM193 148H195V150H196V147L194 146ZM200 148V147H199ZM198 148V149H199ZM78 149V150H79ZM84 149L82 150V149H80L81 150V152L79 151V154L81 153V155H82V151H84ZM101 150V152L102 151H106V149L105 150ZM116 149H114V151L116 150ZM146 149V148H145ZM145 149H143L142 151V154H147V152L146 153H144L145 151H147V150H145ZM197 149V150H198ZM97 150H99V152H100V149H97ZM96 150V151H97ZM109 150V149H108ZM107 150V151H108ZM111 150V151H112ZM115 151V154H116V156L118 155V151ZM119 150H120V148H119ZM145 150V151H144ZM162 151V152H164V153H162V156H164L163 154H165L166 152L165 151ZM191 150H192V148H191ZM194 150V149H193ZM192 150V151H193ZM199 150H201V148L199 149ZM72 151V152H71ZM107 152L108 154L107 155H109L110 153H112V152ZM114 151H113V153H114ZM121 151H124V153L125 154H127L126 152L127 151H125V150H121ZM121 151L119 152V153H121ZM132 151V150H131ZM131 151H129V152H131ZM176 151V152H177ZM191 151V152H192ZM92 152V151H91ZM98 152V151H97ZM97 152L95 153V154H97ZM128 152V154H130ZM133 152V151H132ZM137 152H141L140 151V148H139V151H137ZM136 151L134 152V153H137ZM149 152V151H148ZM194 152H196V151H194ZM75 153H74V155H75ZM124 153H121L122 154V156L124 155ZM139 153L138 154H136L137 156H136V158L135 159H133L132 158V156H131V154L129 155V156H131V159L132 160H137L136 161V163H138L139 162V160H138V158H139ZM166 153V154H167ZM86 155V154H89V152L88 153H84L83 152V155ZM91 154V153H90ZM89 154V156H91V157H88L89 158V160H90V158H91V160L93 159V161L96 159L95 157H97V159L96 160H99V158H98V156H95L94 157V153H92V154H94V155H90ZM127 154V155H128ZM133 154V153H132ZM148 154H150V153H148ZM165 154V155H166ZM176 153H174V158H175V156H177V155H175ZM180 154V155H181ZM81 155H80V157H81ZM82 155V156H83ZM83 156V157H85L86 158V156H88V155H86V156ZM99 156L101 155V153H99L98 154ZM106 154L104 153V158L106 159V156H105ZM111 155V157L110 156H107L108 158L105 160V159H102L103 158V156H100L101 158H100V160H105V161H109V157H110V159L111 158H113L112 156L114 155H112V154H110ZM134 155V154H133ZM139 155V156H138ZM145 155H143L144 156V159H143V156H142V160H146V158H145ZM158 155H159V153H158ZM158 155H157V153H156V159H157V162H156V159H154L155 158V156H154V160H152V161H149V159H150V156H148L147 158H148V160L147 161H149V162H155L154 164H153V166L155 165V164H157L160 160H158ZM181 155V156H182ZM193 155V154H192ZM94 158H93V157ZM116 156H114V157H116ZM118 156H120V154L118 155ZM117 156V158H119ZM122 156H120V160L122 161V159H124V158H122ZM135 156V155H134ZM168 156L166 155V157H167V159H168ZM181 156H179V157H181ZM185 156V155H184ZM184 156H183V158H184ZM76 157H79V155L78 156H75V159H76ZM128 157V156H127ZM127 157L125 158V159H127ZM141 157V156H140ZM152 157H153V155H152ZM152 157H151V159H152ZM165 156L163 157L164 159L166 158ZM171 157H169V159H171L172 160V158ZM178 156H177V158L176 159H179L180 161L181 160H185V159H183L182 157V159H180ZM72 158H74V157H72ZM71 158V159H72ZM84 158V159H85ZM88 158H86V160L88 159ZM130 158V157H129ZM159 158H161V155L159 156ZM75 159H74V162H75ZM81 159V158H80ZM79 159V160H80ZM114 159H116V158H114ZM140 159V158H139ZM150 159V160H151ZM167 160L166 162H168V163H166V164H169V165H171L173 162L172 161H170V160ZM85 160V161H86ZM89 160L88 161H86V163H88L89 162ZM95 160V161H96ZM118 160V159H117ZM141 160V159H140ZM141 160V163L143 162ZM173 160H175V159H173ZM71 161H73V159L71 160ZM77 162H79L78 161V159L76 160ZM92 161V163L94 164V162ZM112 161V163H113V159L111 160ZM119 161V160H118ZM128 163H129V161H130V159H129V161L128 160H126ZM133 161V162H134ZM146 161V162H147ZM180 161H178V162H176V160H175V165L177 164V165H182L183 163L182 162H180ZM73 162V163H74ZM81 162L83 163V160H81ZM100 162V161H99ZM98 161H97V163H99ZM122 162H124V164L126 163L125 161H122ZM149 162H147V165H148V163ZM161 163L159 164V165H161L162 164V162L164 163V161H162V159H161V161H160ZM169 162H172L171 164L169 163ZM185 162V161H184ZM2 163V164H3ZM65 163H66V165H65ZM76 163V162H75ZM90 163V165L92 164L91 162H89ZM101 163V162H100ZM99 163V164H100ZM110 163V162H109ZM130 163H132L131 161H130ZM140 163V164H141ZM143 163H145V162H143ZM164 163V164H165ZM69 164H70V161H69ZM72 164V163H71ZM98 164V165H99ZM107 164V163H106ZM111 164V163H110ZM114 164V163H113ZM118 164H119V162H118ZM121 164V163H120ZM123 164V165H124ZM139 164V163H138ZM138 164H136L137 165V171H139V165ZM146 164V163H145ZM150 164L151 163H149V166H150ZM164 164H162V165H164ZM186 164V163H185ZM185 164H184V166H185ZM0 165H1V162H0ZM81 165V164H80ZM89 164H88V166H87V164L86 165H81V167H83V166H85L84 168H83V170L82 169H80V171L82 170V172L84 171V169H88L89 168V166H90ZM117 165V164H116ZM128 165V164H127ZM127 165H124L125 166V169H126V166ZM135 166L134 164H131L130 165V168L129 169H131V170H133L131 167H133V166ZM152 165V164H151ZM158 164L156 165V167L157 166H159ZM162 165L159 167V168H161L162 167ZM169 165H164V167L166 166V167H170ZM174 165V164H173ZM176 165V166H177ZM196 165H197V163H196ZM39 166V167H38ZM67 166H69V165H67ZM87 166V167H86ZM92 166V165H91ZM90 166V167H91ZM95 166H97V165H95ZM111 166V165H110ZM115 166V165H114ZM120 165H118V167H119ZM129 166V165H128ZM139 166V167H138ZM144 166V165H143ZM142 166V167H143ZM152 166V167H153ZM176 166H174V168L176 169L177 167ZM183 166V165H182ZM182 166H180V167H182ZM77 167H78V164H77ZM77 167L75 168V169H77ZM93 167V166H92ZM136 167V166H135ZM163 167V168H164ZM2 167L0 166V169H1ZM68 168V167H67ZM74 167H72V169H73ZM96 168V167H95ZM109 168V167H108ZM112 168V167H111ZM114 168V167H113ZM112 168V169H113ZM122 168V167H121ZM144 168V167H143ZM147 170H148V168L147 167H145ZM155 168V167H154ZM154 168H152L153 169V171H151L153 174H154V170L156 169H154ZM184 168V167H183ZM70 169V168H69ZM75 169H73V170H75ZM90 169V168H89ZM117 169V168H116ZM115 169V170H116ZM119 169H120V167H119ZM125 169H124V171H125ZM140 169H141V167H140ZM150 169V168H149ZM151 169V170H152ZM162 169V168H161ZM161 169H159V170H161ZM167 169V168H166ZM166 169H165V171H166ZM170 169H172V167H170L169 169H167V170H170ZM181 168H179V166H178V170H180ZM72 170V171H73ZM95 170V169H94ZM109 170V169H108ZM128 170V169H127ZM135 170H136V168H135ZM142 170H144V169H142ZM146 170V171H147ZM64 171V172H63ZM70 171H71V169H70ZM87 171H89V170H87ZM87 171H85V172H87ZM130 171V170H129ZM137 171H134L135 172V175H136V172ZM145 171V170H144ZM143 171V172H144ZM149 171V170H148ZM146 172V173H149V172ZM157 171V170H156ZM155 171V172H156ZM164 171V170H163ZM175 171V170H174ZM176 171H177V169H176ZM66 172H67V170H66ZM69 172V171H68ZM73 172H75V171H73ZM76 172H77V170H76ZM96 172H97V170H96ZM103 172V171H102ZM106 172V171H105ZM133 172V171H132ZM134 172H133V174H134ZM169 172V171H168ZM171 172V171H170ZM169 172V173H170ZM173 172V171H172ZM2 173V172H1ZM0 173V174H1ZM63 173V174H62ZM141 173H142V171H141ZM140 173V174H141ZM152 173H150V174H152ZM157 173H159L158 171H157ZM167 173V172H166ZM168 173V174H169ZM174 173V172H173ZM3 174V173H2ZM5 174V173H4ZM36 174L38 175L39 174V176H36ZM55 174V175H54ZM66 174V175H65ZM70 174V173H69ZM72 174V176H75L76 175V173L74 174V173H71ZM70 174V175H71ZM87 174V173H86ZM88 174H90V173H88ZM133 174H132V176H133ZM137 174H139V173H137ZM148 175V176H151V175ZM162 174V173H161ZM166 175V174H164V175H166L167 177L169 176V175ZM70 175H69V177L68 178H70ZM91 175V174H90ZM96 175V174H95ZM142 175H145V174H142ZM142 175H140V177H138V179L140 180V178H141V176ZM160 175V174H159ZM159 175H156V176H159ZM163 175V174H162ZM163 175V176H164ZM170 175H172L171 173H170ZM2 176H4V175H2ZM80 176H81V174H80ZM86 176V175H85ZM92 176H93V174H92ZM138 176V175H137ZM154 176H155V174H154ZM154 176H152V178H156V176L154 177ZM165 176V177H166ZM136 177V176H135ZM145 177H147L146 175H145ZM145 177L144 178H141L142 179V181H144L145 180ZM159 177H161L160 179L162 180V176H159ZM167 177H166V180H165V178L163 179L164 181H169V179H167ZM173 176H169V178H170V180H171V178H172ZM2 178H4V177H2ZM49 178H51V177H48V179H46V180H50ZM56 178H54V181H56ZM65 177H63V179H64ZM68 178L67 179H64V181H66V180H68ZM74 178V177H73ZM88 178V177H87ZM131 178V177H130ZM137 178V177H136ZM148 178H150L149 180L151 181V177H147L146 178V181L148 180ZM5 179H6V177H5ZM75 179V178H74ZM80 179V178H79ZM91 179V178H90ZM132 179H135V178H133L132 177ZM144 179V180H143ZM158 179V182H160L159 180V178H157ZM157 179L155 180V182L157 181ZM36 180L38 181L37 183H36ZM45 180V181H46ZM60 180V179H59ZM70 180V179H69ZM72 180V179H71ZM71 180H70V182H71ZM181 180V179H180ZM52 181H53V179H52ZM62 182H63V180H61ZM60 181V185H61V182ZM145 181V182H146ZM43 182H44V180H42V184H43ZM47 182H44V183H47ZM68 182V181H67ZM77 182H78V180H77ZM135 182V181H134ZM141 182V181H140ZM145 182H143V183H145ZM176 182V181H175ZM177 182H179V181H177ZM180 182H182V181H180ZM179 182V183H180ZM56 183H57V181H56ZM69 183V182H68ZM91 183V182H90ZM153 183H154V181H153ZM163 183V182H162ZM161 182L159 183V185H161L162 184ZM37 184V185H36ZM54 184V183H53ZM65 184H67V183H65ZM79 184V183H78ZM137 184V183H136ZM135 184V185H136ZM152 184V183H151ZM149 185L150 186V190H152V191H154V188H155V191L158 193V191H160V193H161V190H159L160 188H159V186H158V183L156 184V186L155 185ZM164 184V183H163ZM167 184V183H166ZM166 184H164V185H166ZM57 185H58V183H57ZM62 185H64V182H63V184ZM61 185V186H62ZM111 185V184H110ZM113 185V184H112ZM164 185H162V186H164ZM180 185V184H179ZM66 186H68V187H66ZM73 186V185H72ZM138 186V185H137ZM181 186H182V184H181ZM36 187H38V189L36 188ZM74 187V186H73ZM153 187V188H152ZM178 187V186H177ZM176 187V188H177ZM45 188V189H46ZM66 188H68V190L67 191H69L70 192V190L69 189H72L73 190V188L71 187V188H69V185L67 184V185H65V189ZM111 188V187H110ZM157 188V189H156ZM159 188V189H158ZM39 189L38 191H39V193H46V192H49L50 190H51V188H50V190H47L46 192H45V190L44 189ZM147 189H148V187H147ZM52 190H51V192H52ZM59 190V189H58ZM63 190V189H62ZM98 190V189H97ZM146 190V189H145ZM150 190H148V191H150ZM32 191H33V193H32ZM40 191H42V192H40ZM54 191V190H53ZM175 191H177V190H174L173 191V193L175 192ZM58 192V191H57ZM60 192V191H59ZM58 192V193H59ZM64 192H65V190H64ZM151 192V191H150ZM149 192V193H150ZM163 192V191H162ZM165 192V191H164ZM38 193V192H37ZM54 193H55V191H54ZM113 193V192H112ZM140 193V192H139ZM57 194V193H56ZM92 195H91V197H93L95 194L94 193H91ZM96 194H98V193H96ZM141 194V193H140ZM164 194V193H163ZM166 194H168L167 192L164 194V195H166ZM36 195H38V194H36ZM44 195H48L47 193L46 194H44ZM51 195H54V194H51ZM68 195H69V193H68ZM90 195V194H89ZM171 195V194H170ZM30 196H32V195H30ZM39 196H41L40 197V199H44V197H42V194L40 195L39 194ZM49 196V195H48ZM60 196V195H59ZM88 196V195H87ZM172 196V195H171ZM25 197H27V198H25ZM33 197V196H32ZM32 197H31V200H32ZM46 197V196H45ZM67 197V196H66ZM74 197V196H73ZM86 197V196H85ZM90 197V198H91ZM165 197V196H164ZM167 197V196H166ZM173 197V196H172ZM171 197V198H172ZM11 198V197H10ZM30 198V197H29ZM38 199H39V197H37ZM37 198L35 199V194H34V199L35 200H32L31 202L30 201H26V203L28 202V203H30V204H28L27 203V207L25 208V207H23L25 210L27 209V210H30V208H28V205L31 207V203L33 204L32 206H34L35 205V203H33V202H35L36 200H37ZM56 198V197H55ZM87 198V197H86ZM85 198V199H86ZM13 199V201L14 202H16L15 203V205H14V203L12 204V205H14V207L12 208L11 207V209L13 210V211H11L12 213L11 214H7V216H5L8 220L11 218H15V219H12V220H16V218H19V219H23V218H25L26 220H28V219H30V217H28V215L26 216L25 214L27 213H30V212H27V211H25L23 208H22V206H26L25 204H24V202H23V204L24 205H22L21 206V203L19 202V204H17L18 203V200H16L14 197L12 198ZM15 199V200H14ZM39 199V203H40V200ZM61 199V198H60ZM65 198H63L62 200H64ZM92 199V198H91ZM0 200H1V198H0ZM30 200V199H29ZM44 200H46V199H44ZM68 200V199H67ZM87 200V199H86ZM164 200H165V198H164ZM163 200V201H164ZM169 200V199H168ZM174 200V199H173ZM173 200H172V202H173ZM8 202H9V200H7ZM6 200H5V203L7 202ZM11 201V200H10ZM20 201V200H19ZM48 201V200H47ZM165 201H167V200H165ZM164 201V202H165ZM2 202V201H1ZM7 202V203H8ZM38 202V201H37ZM43 202V201H42ZM41 202V203H42ZM62 202V201H61ZM64 202H66V201H64ZM72 202V201H71ZM50 203V202H49ZM167 203V202H166ZM165 203V204H166ZM4 203L2 202V205H3ZM10 204V203H9ZM37 204V203H36ZM47 204V203H46ZM61 204H63V203H61ZM65 204V203H64ZM93 204V203H92ZM172 204V203H171ZM174 204H175V202H174ZM173 204V205H174ZM56 205H58V204H56ZM66 205V204H65ZM7 206H8V204H7ZM11 206V205H10ZM21 206V207H20ZM46 206V205H45ZM49 206V205H48ZM47 206V208H49ZM141 206H144V204L143 205H141ZM146 207L148 206V205H145ZM163 206H166V205H163ZM167 206L169 207V205H168V203H167ZM166 206V208H168ZM6 207V205L4 206V208ZM9 207V206H8ZM8 207H6V209H8ZM145 207V208H146ZM0 212H4V211H2L3 209H2V207H1V205H0ZM10 208V207H9ZM31 208H33V207H31ZM51 208V207H50ZM92 208V207H91ZM163 208V207H162ZM196 208V207H195ZM194 208V209H195ZM57 209V208H56ZM88 209V208H87ZM139 209H140V207H139ZM142 209H144L143 207H142ZM147 209H148V207H147ZM165 209V208H164ZM8 210H10V209H8ZM23 210L25 211V212H23ZM48 210V209H47ZM138 210V208L136 209V211ZM159 210V209H158ZM161 210V209H160ZM159 210V211H160ZM31 211V210H30ZM60 211V210H59ZM145 211H147V210H145ZM192 211H193V213H194V210L192 209ZM39 212V211H38ZM48 212H49V210H48ZM71 212V211H70ZM107 212V211H106ZM8 213H9V211H8ZM25 213V214H24ZM32 213V212H31ZM56 213V212H55ZM1 214V213H0ZM44 214V213H43ZM25 215V216H24ZM37 215V214H36ZM48 215V214H47ZM57 215V214H56ZM59 215H60V213H59ZM64 215V214H63ZM69 215V214H68ZM146 215V214H145ZM2 216H4V215H2ZM31 216V215H30ZM33 216V215H32ZM40 216V215H39ZM49 216H51V214L49 215ZM62 216V215H61ZM110 216V215H109ZM1 217V216H0ZM21 217V218H20ZM93 217H95V216H93ZM2 218V217H1ZM47 218V217H46ZM55 218V217H54ZM53 218V219H54ZM90 218V217H89ZM98 218V217H97ZM101 218V217H100ZM142 218V217H141ZM146 218V217H145ZM34 219V218H33ZM63 219V218H62ZM67 219V218H66ZM72 219V218H71ZM88 219V218H87ZM103 219H105L104 217H103ZM139 219V218H138ZM4 220H6V219H4ZM18 220V219H17ZM25 220V221H26ZM31 220H32V218H31ZM46 220V219H45ZM58 220V219H57ZM146 220V219H145ZM1 221V220H0ZM7 221V220H6ZM20 223H22L20 220H18ZM43 219H41V221H40V223L41 224H44L43 223ZM62 221V220H61ZM93 221V220H92ZM97 221V220H96ZM141 221H143V219L141 220ZM140 221V222H141ZM9 222H11V221H9ZM9 222H8V224H9ZM16 223H19V222H17V221H15ZM30 222V221H29ZM49 222V221H48ZM90 222V221H89ZM107 222V221H106ZM5 223V222H4ZM24 223V222H23ZM26 223V222H25ZM35 223V222H34ZM38 223V222H37ZM171 223V222H170ZM27 224V223H26ZM25 224V225H26ZM39 224V223H38ZM72 224V223H71ZM88 224V223H87ZM91 224V223H90ZM98 224V223H97ZM104 224V223H103ZM172 224V223H171ZM6 225H7V223H6ZM11 225V224H10ZM10 225H9V227H10ZM13 225H15V223L13 222V224L11 225V227H13ZM18 225V224H17ZM34 225V224H33ZM105 225V224H104ZM107 225H108V223H107ZM1 226H2V224H1ZM24 226V225H23ZM68 226V225H67ZM94 226V225H93ZM99 226V225H98ZM172 225H170L169 227H171ZM175 226V225H174ZM173 226V227H174ZM264 226V225H263ZM6 226H4V228H5ZM8 227V226H7ZM14 227H16V229H17V226H14ZM13 227V228H14ZM101 227H102V225H101ZM1 228V227H0ZM23 228V227H22ZM22 228L20 229L19 227H18V229H20L21 230V232H19V233H21V240H23L22 238L24 237V234L26 233L25 231V233L23 234L22 233V231L24 230V228H23V230H22ZM28 228V227H27ZM67 228V227H66ZM70 228V227H69ZM86 228H87V226H86ZM94 228V227H93ZM3 229V228H2ZM7 229V228H6ZM6 229H5V231H6ZM8 229H10V228H8ZM42 229V228H41ZM44 229V228H43ZM173 229V228H172ZM19 230V231H20ZM48 230H49V228H48ZM48 230H47V232H48ZM62 230V229H61ZM258 230V229H257ZM3 231V230H2ZM11 232H12V228H11V230H10ZM16 231V230H15ZM43 231V230H42ZM41 231V232H42ZM96 231H97V229H96ZM260 231V230H259ZM263 231V230H262ZM53 232V231H52ZM88 232V231H87ZM261 232V231H260ZM15 233H17V232H15ZM28 233V232H27ZM39 233V232H38ZM61 233V232H60ZM59 233V234H60ZM72 233V232H71ZM101 233V232H100ZM108 233H109V231H108ZM256 233V232H255ZM1 234V233H0ZM8 234V233H7ZM6 234V235H7ZM12 234V233H11ZM14 234V233H13ZM29 234V233H28ZM63 234V233H62ZM86 234V233H85ZM88 234H90V233H88ZM94 234V233H93ZM243 234V233H242ZM2 235H3V232H2ZM10 235V234H9ZM40 235V234H39ZM54 235V234H53ZM99 235V234H98ZM106 235V234H105ZM1 236V235H0ZM4 236H5V234H4ZM25 236H27V234L25 235ZM71 236V235H70ZM85 236V235H84ZM87 236H89V235H87ZM91 236V235H90ZM95 236V235H94ZM254 236V235H253ZM19 237V236H18ZM28 237V236H27ZM52 237V236H51ZM86 237V236H85ZM100 237H101V235H100ZM103 237V236H102ZM106 237V236H105ZM255 237V236H254ZM12 238V237H11ZM25 238V237H24ZM53 238V237H52ZM95 238L96 237H94V240H95ZM108 238H109V236H108ZM258 238V237H257ZM3 239V238H2ZM1 239V240H2ZM6 239V238H5ZM14 239V238H13ZM13 239H12V241H13ZM25 239H27V238H25ZM24 239V240H25ZM81 239V238H80ZM87 239V238H86ZM98 239V238H97ZM96 239V240H97ZM241 239V238H240ZM10 240V239H9ZM16 240H18L17 238H16ZM51 240V239H50ZM92 240V239H91ZM95 240V241H96ZM263 240H264V238H263ZM262 240V241H263ZM40 242L41 241H43V240H39ZM38 241V242H39ZM3 242V241H2ZM16 242V241H15ZM14 242V243H15ZM26 242V241H25ZM36 242H37V240H36ZM85 242H88L87 244H89V242H90V239H89V241H87V240H85ZM94 242V241H93ZM92 241H91V248H90V245L88 246L89 247V251H86L87 253H86V257H85V261L82 263V264H109L108 262H110V260H109V256L108 257H106L107 255H106V253H105V250H104V247H101V248H99L98 246H94V244H98V243H93ZM99 242V241H98ZM105 242H107V241H105ZM241 242V241H240ZM251 242V241H250ZM24 243V242H23ZM29 243V242H28ZM169 243V242H168ZM30 244V243H29ZM29 244H28V246H29ZM34 244V243H33ZM41 244V243H40ZM170 244H173V243H170ZM176 244V243H175ZM251 244V243H250ZM258 244H259V242H258ZM261 244V243H260ZM259 244V245H260ZM263 244V243H262ZM261 244V245H262ZM16 245V244H15ZM23 245V244H22ZM27 245V244H26ZM38 245V244H37ZM45 245V244H44ZM103 245V244H102ZM245 245V244H244ZM256 245V244H255ZM258 245V246H259ZM260 245V247H261V250H262V247L263 246H261ZM5 246V245H4ZM12 246V245H11ZM21 246V245H20ZM19 246V247H20ZM27 246V247H28ZM35 246V245H34ZM41 246V245H40ZM39 246V248H41ZM87 246V245H86ZM85 246V247H86ZM104 246V245H103ZM107 246V245H106ZM109 246H110V244H109ZM113 246V245H112ZM128 246V245H127ZM168 246V244L166 245L165 244V246L164 247H167ZM19 247H18V249H19ZM25 247V246H24ZM26 247V248H27ZM46 247V246H45ZM81 247V246H80ZM170 247H171V245H170ZM245 247V246H244ZM255 247V246H254ZM253 247V248H254ZM7 248V247H6ZM11 248V247H10ZM17 248V247H16ZM21 248V247H20ZM46 248H48V247H46ZM107 248H108V246H107ZM112 248V247H111ZM169 248V247H168ZM256 248H258L257 246H256ZM17 249V250H18ZM37 249V248H36ZM36 249H34V250H36ZM42 250H44L43 248H41ZM66 249V248H65ZM88 249V248H87ZM243 249V248H242ZM246 249V248H245ZM4 250H5V248H4ZM3 250V251H4ZM16 250V249H15ZM16 250V251H17ZM21 250H23V247H22V249ZM20 250V251H21ZM30 250V249H29ZM40 250V249H39ZM47 250V249H46ZM108 250H109V248H108ZM210 250V249H209ZM215 250V249H214ZM255 250V249H254ZM258 250V249H257ZM7 251V250H6ZM9 251V250H8ZM24 251H26L27 252V249H25ZM24 251H21V252H24ZM110 251V250H109ZM108 251V252H109ZM216 251V250H215ZM229 251V250H228ZM252 251V250H251ZM30 252H32V251H30ZM29 252V253H30ZM36 252V251H35ZM40 252H41V250H40ZM43 252H46V251H43ZM81 252V251H80ZM84 252V251H83ZM227 252V251H226ZM262 252H264V251H260V252H258V253H261L262 254ZM13 253H14V251H13ZM16 253V252H15ZM18 253V252H17ZM33 253V255H31V256H34L35 254H34V252H32ZM214 253V252H213ZM231 253V252H230ZM249 253V252H248ZM254 253V252H253ZM19 254V253H18ZM21 254V253H20ZM24 254H25V252H24ZM28 254V253H27ZM38 254V253H37ZM75 254V253H74ZM216 254H217V252H216ZM256 255H257V252L255 253ZM4 255H6L5 253H4ZM3 255V256H4ZM42 255H43V253H42ZM45 255V254H44ZM47 255H49V254H47ZM46 255V256H47ZM251 255V254H250ZM256 255H254V256H256ZM14 256H16V255H14ZM24 256V255H23ZM23 256H22V258H23ZM27 256V255H26ZM26 256H24V258L23 259H25L26 258ZM29 256V255H28ZM28 256H27V258H28ZM38 256H39V254H38ZM85 256V255H84ZM110 256H111V254H110ZM246 256V255H245ZM259 256V255H258ZM8 257V256H7ZM43 257H45V256H43ZM78 257V256H77ZM260 257V256H259ZM20 258V257H19ZM46 258V257H45ZM112 258V257H111ZM230 258H231V255H230ZM1 259V258H0ZM5 259V258H4ZM3 259V260H4ZM11 259V258H10ZM84 259V258H83ZM83 259H82V261H83ZM144 259V258H143ZM29 260V259H28ZM32 260V259H31ZM47 260H48V258H47ZM112 260H113V258H112ZM252 260V259H251ZM259 260V259H258ZM258 260H257V262H258ZM8 261V260H7ZM12 261V260H11ZM20 261H22V260H20ZM27 261V260H26ZM32 261H34V260H32ZM31 261V263L30 264H32L33 262ZM44 261V260H43ZM141 261V260H140ZM248 261V260H247ZM260 261V260H259ZM261 261H262V259H261ZM261 261L260 262H258V263H261ZM3 262H6L5 260L3 261ZM30 262V261H29ZM29 262H28V264H29ZM35 262L36 261H34V264H35ZM40 262H42V261H40ZM40 262H39V264H40ZM112 262V261H111ZM253 261H251V263H252ZM255 262V261H254ZM11 263V262H10ZM15 263H18V261L17 262H15ZM14 263V264H15ZM38 263V262H37ZM45 262H43V264H44ZM81 263V262H80ZM155 263V262H154ZM160 263V262H159ZM162 263V262H161ZM233 263V262H232ZM235 263V262H234ZM2 264V263H1ZM22 264V263H21ZM24 264H25V262H24ZM27 264V263H26ZM47 264V263H46ZM164 264V263H163ZM231 264V263H230ZM253 264V263H252ZM255 264V263H254ZM262 264V263H261Z\"/></svg>", "mask_w": 264, "mask_h": 264}]
</instances>
